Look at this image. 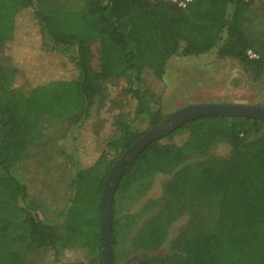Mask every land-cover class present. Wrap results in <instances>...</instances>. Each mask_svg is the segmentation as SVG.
I'll list each match as a JSON object with an SVG mask.
<instances>
[{
  "label": "trees",
  "instance_id": "1",
  "mask_svg": "<svg viewBox=\"0 0 264 264\" xmlns=\"http://www.w3.org/2000/svg\"><path fill=\"white\" fill-rule=\"evenodd\" d=\"M251 2L194 0L180 7L154 0H84L79 8L66 10L55 1L47 6L41 0H0V45L10 43L11 72H21L30 90L26 98L5 103L1 91L7 80L0 67V264H30L37 249L77 242L102 264L103 185L115 160L146 132L123 120L107 143H93L90 125L104 82L124 77L137 86L150 129L165 117L149 76L162 79L174 56L215 52L237 59L253 81L259 80L264 52L246 29ZM249 49L258 57L250 58ZM34 108L71 121L73 144L81 149L63 212L68 216L64 231L40 217L21 181V158L37 127L30 117ZM183 131L188 134L183 143L161 141ZM220 140L230 143L231 153L194 170L177 171L165 187L168 203L145 221L132 246H160L172 221L196 203L212 211L211 219L179 233L173 252L145 256L135 264H264V120L220 115L166 130L126 165L113 200L114 263L121 222L117 215L128 194L143 188L153 173L171 171L186 156ZM106 148L117 154L109 161L104 160Z\"/></svg>",
  "mask_w": 264,
  "mask_h": 264
},
{
  "label": "rangeland",
  "instance_id": "2",
  "mask_svg": "<svg viewBox=\"0 0 264 264\" xmlns=\"http://www.w3.org/2000/svg\"><path fill=\"white\" fill-rule=\"evenodd\" d=\"M41 1L47 6L53 5L55 1L66 10H75L84 2V0ZM249 9L251 22L246 29L258 42L256 46L260 48L259 50L264 52V0H253ZM11 64L10 43L0 45V67L4 70L3 74L7 80L5 89L1 91L5 103L24 99L30 91L24 75L19 71L11 72ZM148 83L149 88L160 99L161 112L165 118L191 104L233 103L264 107V75L253 81L237 59L218 57L215 52L190 57L174 56L169 60L162 79L149 76ZM139 102L137 86L128 78L104 82V90L96 100L90 125L93 143H107L119 132L123 120L135 125L140 131H147L149 128L145 120V110L140 107ZM30 117L37 120V127L31 132L29 144L21 158V181L28 187V201L40 217L64 231L68 216L63 212L72 196L74 161L80 157L81 149H77L73 144L74 126L71 121L48 116L40 108H34ZM187 137V132L183 131L164 136L161 141L173 140L183 143ZM252 145L253 142L248 145L249 151L255 149ZM90 146L94 147L93 144ZM231 151L228 141H216L208 149L186 156L175 169L153 173L143 188L131 191L117 215L121 222L114 264L127 262L135 264L145 256H165L173 252L174 240L179 233L192 224L197 225L211 219L209 216L212 211L210 214V210L204 204L196 203L172 221L160 246L155 248L132 246L145 221L168 203L169 194L165 187L177 171L194 170L204 163H214L221 157L229 155ZM104 155V160L109 161L117 154L113 149L106 148ZM17 218L19 223L24 220L20 214ZM29 260L30 264H96L98 261L94 260L80 242L59 244L56 250L37 249L29 256Z\"/></svg>",
  "mask_w": 264,
  "mask_h": 264
},
{
  "label": "water",
  "instance_id": "3",
  "mask_svg": "<svg viewBox=\"0 0 264 264\" xmlns=\"http://www.w3.org/2000/svg\"><path fill=\"white\" fill-rule=\"evenodd\" d=\"M213 115L264 120V107L233 103H204L185 106L165 118L159 125L148 129L140 139L115 160L104 182L101 195L102 264H114L112 258L113 200L126 165L149 144L159 139L166 130L177 128L200 117ZM164 124H169V127H164Z\"/></svg>",
  "mask_w": 264,
  "mask_h": 264
},
{
  "label": "built area",
  "instance_id": "4",
  "mask_svg": "<svg viewBox=\"0 0 264 264\" xmlns=\"http://www.w3.org/2000/svg\"><path fill=\"white\" fill-rule=\"evenodd\" d=\"M154 1H157V2H171L177 6H180V7H185L187 6L190 2L194 1V0H154ZM248 56L250 58H255V57H258L257 53L254 52L253 50L249 49L248 50Z\"/></svg>",
  "mask_w": 264,
  "mask_h": 264
}]
</instances>
